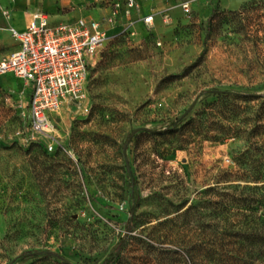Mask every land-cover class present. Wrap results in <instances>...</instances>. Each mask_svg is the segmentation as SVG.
Returning <instances> with one entry per match:
<instances>
[{
    "label": "rangeland",
    "instance_id": "rangeland-1",
    "mask_svg": "<svg viewBox=\"0 0 264 264\" xmlns=\"http://www.w3.org/2000/svg\"><path fill=\"white\" fill-rule=\"evenodd\" d=\"M112 1L0 12L104 19ZM142 2L154 23L110 32L85 99L51 121L53 153L0 87V264H247L225 254L221 203L246 185L241 154L264 164V0Z\"/></svg>",
    "mask_w": 264,
    "mask_h": 264
},
{
    "label": "built area",
    "instance_id": "built-area-1",
    "mask_svg": "<svg viewBox=\"0 0 264 264\" xmlns=\"http://www.w3.org/2000/svg\"><path fill=\"white\" fill-rule=\"evenodd\" d=\"M181 8L184 13L190 12L189 4ZM132 11H139L136 0H114L102 20L78 18L50 23L47 14L35 10L24 31L7 27L18 49L0 61V76L12 74L31 90L28 107H19L21 117L28 122L29 141L44 146L45 152H54L48 142L53 129L49 114L57 113L65 102L85 99L89 70L111 38L106 27L117 25L121 17L128 19L126 27H133ZM0 16L11 20L8 9L1 10ZM153 21V14L140 20L146 27Z\"/></svg>",
    "mask_w": 264,
    "mask_h": 264
},
{
    "label": "trees",
    "instance_id": "trees-1",
    "mask_svg": "<svg viewBox=\"0 0 264 264\" xmlns=\"http://www.w3.org/2000/svg\"><path fill=\"white\" fill-rule=\"evenodd\" d=\"M172 78L174 77L170 79ZM256 128L263 127L257 125ZM251 151H245L237 159L239 166L242 167L246 185L229 186L227 189L234 191L223 195L221 206L225 211L224 237L229 247L225 254L229 259L240 260L242 263L264 264V164L258 163L254 169H251L246 162L251 156ZM91 199L101 207L107 208L106 204L97 197L91 196ZM192 208L195 207L188 209ZM234 219H236L235 223ZM24 258V255L18 257L19 260Z\"/></svg>",
    "mask_w": 264,
    "mask_h": 264
},
{
    "label": "crops",
    "instance_id": "crops-1",
    "mask_svg": "<svg viewBox=\"0 0 264 264\" xmlns=\"http://www.w3.org/2000/svg\"><path fill=\"white\" fill-rule=\"evenodd\" d=\"M136 1L139 4V11L138 12L132 11L130 19L132 20V22L134 24L138 23L142 26L143 24L140 22V20L143 17H146V16L152 14V10L150 7H148V6L146 7L143 4L142 0H136ZM7 9L11 12L10 22H7V21L4 22L5 20L0 16V51H1L0 52V61L4 57H6L8 54H10V53H12L18 49V44L15 41H14V44H9L7 42L6 35H4V34H7L10 37L9 33L6 30L7 27L10 25L14 29H16L18 32L24 31L26 26L28 25L29 20H30L31 13H33L35 10H38V9H29V10H25V11L20 10L17 7H15V4H9ZM108 13H109V7L107 8L106 15H104V16H107ZM16 14L26 16L27 17L26 24H21V23L15 22V15ZM78 18L102 20L98 17L97 18L96 17H85L82 15L77 16L74 19H69V20L74 21ZM127 21H128V19L121 17L118 20L117 25H115L113 27H106L107 34L109 35L111 31L122 29V26L124 24H126ZM154 21H155V18H154ZM5 23H7L8 25L6 26ZM0 87L5 89L7 92L11 91V92H16V93L22 94L21 100L19 101L20 106H21V108H24V109H26L28 107V103L30 101L31 90L28 86L25 85V83L22 80L14 77L12 74L7 73V74L0 76ZM71 104L72 103H70V102H65L63 104V106L61 107V109L57 113L49 114V119L51 121H53L54 117L57 116L63 108L68 107ZM19 110H20V108H19Z\"/></svg>",
    "mask_w": 264,
    "mask_h": 264
},
{
    "label": "water",
    "instance_id": "water-1",
    "mask_svg": "<svg viewBox=\"0 0 264 264\" xmlns=\"http://www.w3.org/2000/svg\"><path fill=\"white\" fill-rule=\"evenodd\" d=\"M193 105H194V104H192V106H191V107L188 109V111H190V110H191V108L193 107Z\"/></svg>",
    "mask_w": 264,
    "mask_h": 264
}]
</instances>
